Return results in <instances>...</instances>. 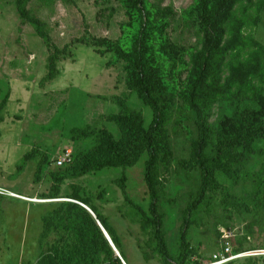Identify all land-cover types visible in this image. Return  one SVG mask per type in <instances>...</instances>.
Masks as SVG:
<instances>
[{
	"label": "rangeland",
	"instance_id": "obj_1",
	"mask_svg": "<svg viewBox=\"0 0 264 264\" xmlns=\"http://www.w3.org/2000/svg\"><path fill=\"white\" fill-rule=\"evenodd\" d=\"M263 3L229 0L220 84L226 86L233 67L242 81L209 112L206 158L217 151L218 123L242 121L264 93L258 77H264ZM205 4L203 10L200 0H0V188L6 191L0 264H122L98 239L83 205L104 220L125 264H207L225 242L235 252L264 248L263 139L251 151L234 145L220 161L208 162L210 183L190 210L202 172L189 97L205 50L201 14H210L216 0ZM92 38L106 44L93 47ZM56 51L63 52L55 60L57 75L42 82ZM139 55L147 65L154 61L165 86L157 98L164 117L155 137V187L168 261L159 255L149 211L147 153L140 134L130 136L118 124L124 107L140 116L145 130L153 119L131 87ZM246 63L251 76L242 69ZM103 132L121 147L124 166H95L98 158L112 161ZM67 152L69 164L55 167ZM122 175L124 190L117 183Z\"/></svg>",
	"mask_w": 264,
	"mask_h": 264
},
{
	"label": "trees",
	"instance_id": "obj_2",
	"mask_svg": "<svg viewBox=\"0 0 264 264\" xmlns=\"http://www.w3.org/2000/svg\"><path fill=\"white\" fill-rule=\"evenodd\" d=\"M200 2L201 8L204 10L206 5L205 0H200ZM229 6V0H216V6L210 14H207L206 12L201 14L202 25L205 28V50L202 60L198 65L195 80L192 84L189 104L197 115L199 139L196 143L195 156L202 172V184L199 199L192 204L190 210L196 208L199 201L203 198V195L207 191L210 183V174L207 167L208 162L220 161L223 157L227 156L231 150L230 148L234 145H242L246 151H251L252 144L255 141L260 139L264 140V93H261L255 98L258 109L256 111H252L250 114H247L242 121L236 118H225L218 123L217 135L219 142L217 151L211 158H206L203 155L206 139L210 134V128L207 124V120L212 106L218 100L223 99L226 96L227 98H230L232 95H235V93L232 92V87L242 81L240 73L233 67L226 86H222L220 84L222 72L221 67L223 65V55L220 49V42L224 35L223 23L225 18L228 17ZM105 44L106 42L104 40L94 38L90 39V45L93 47L100 48ZM58 54H63V52L56 51L54 55L49 57V71L47 76L42 79V82L52 81L56 77L57 71L55 60L57 59ZM133 67L134 69L132 71L131 79L132 90L136 93L139 100L151 109L153 119L149 127L145 130L141 127L142 123L140 121V116L127 107H124L122 115L118 119V124L120 128L125 129L130 136H135L139 133L140 141L147 153L148 158L145 163L144 181L150 195L149 211L153 218L154 234L157 240L159 255L163 261H168L169 256L167 247L160 230L161 216L157 209L158 195L155 187V169L158 163V152L155 145V137L162 127L164 117V109L159 105L157 98L165 92V86L161 81L159 68L154 64L153 60L150 65H147L143 58L139 55L135 59ZM250 67V63H246L242 66L243 71L249 72V76L253 74ZM258 77L261 82H264L262 74H259ZM102 136V146L105 152L112 156V161L98 158L95 161V166H124L126 159L122 153L121 147L112 140L107 132H103ZM88 164V160L84 159L82 164V171L84 173L88 172ZM126 181L127 179L125 175H122L121 178L117 180V183L120 185L122 190L125 189ZM91 211L104 227L122 257L116 238L108 229L104 220L96 214L93 209ZM84 216L94 225L100 242L111 250L94 219L86 210L84 211ZM181 241L184 246V231L181 235ZM260 258L264 259V257ZM234 262L235 261L228 264H232Z\"/></svg>",
	"mask_w": 264,
	"mask_h": 264
},
{
	"label": "built area",
	"instance_id": "obj_3",
	"mask_svg": "<svg viewBox=\"0 0 264 264\" xmlns=\"http://www.w3.org/2000/svg\"><path fill=\"white\" fill-rule=\"evenodd\" d=\"M71 161L70 153L67 152L55 160V167H62ZM8 193V192H7ZM0 195H6V191L0 188ZM13 195V196H12ZM12 197H20L11 194ZM264 257V248L255 250H245L241 252H234L230 242L222 244L220 251L214 254L207 264H228L242 258H257Z\"/></svg>",
	"mask_w": 264,
	"mask_h": 264
},
{
	"label": "water",
	"instance_id": "obj_4",
	"mask_svg": "<svg viewBox=\"0 0 264 264\" xmlns=\"http://www.w3.org/2000/svg\"><path fill=\"white\" fill-rule=\"evenodd\" d=\"M84 208V207H83ZM85 210L90 214V216L94 219L96 225L98 226V228L100 229V231L102 232L103 234V237L105 238V240L107 241L108 245L110 246V248L112 249V251L114 252L115 254V257L119 259V261L122 263V264H125V262L121 259V256L120 254L118 253V251L116 250L115 246L113 245V242L110 238V236L108 235V233L106 232V230L104 229V227L101 225V223L97 220L95 214L91 211V209L89 208H86L85 207Z\"/></svg>",
	"mask_w": 264,
	"mask_h": 264
},
{
	"label": "bare ground",
	"instance_id": "obj_5",
	"mask_svg": "<svg viewBox=\"0 0 264 264\" xmlns=\"http://www.w3.org/2000/svg\"><path fill=\"white\" fill-rule=\"evenodd\" d=\"M9 192V191H8ZM10 196H11V194H10ZM13 196V195H12ZM15 198H19V197H16V196H14ZM81 206V205H80ZM82 208L84 207V209H85V207L86 206H81ZM86 208H88V207H86ZM113 242V241H112ZM113 245H114V243H113ZM115 246V245H114ZM115 248H116V246H115ZM112 250V249H111ZM116 250H117V248H116ZM118 251V250H117ZM114 253V252H113ZM118 253H119V251H118ZM120 254V253H119ZM115 255V254H114ZM121 256V255H120ZM121 259L123 260V258L121 257Z\"/></svg>",
	"mask_w": 264,
	"mask_h": 264
}]
</instances>
